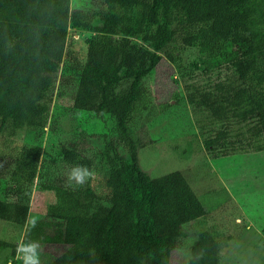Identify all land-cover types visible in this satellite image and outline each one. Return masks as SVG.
Instances as JSON below:
<instances>
[{
    "label": "trees",
    "instance_id": "obj_1",
    "mask_svg": "<svg viewBox=\"0 0 264 264\" xmlns=\"http://www.w3.org/2000/svg\"><path fill=\"white\" fill-rule=\"evenodd\" d=\"M165 59L181 88L156 101L145 82ZM185 100L189 154L200 142L216 161L264 152V0H0V220L58 247L49 264H222L212 226L173 262L186 227L220 205L206 209L183 172L140 164ZM36 189L54 201L31 215ZM6 249L0 264H23L17 243Z\"/></svg>",
    "mask_w": 264,
    "mask_h": 264
},
{
    "label": "rangeland",
    "instance_id": "obj_2",
    "mask_svg": "<svg viewBox=\"0 0 264 264\" xmlns=\"http://www.w3.org/2000/svg\"><path fill=\"white\" fill-rule=\"evenodd\" d=\"M74 36L79 37L77 34ZM88 36L87 33L80 35L83 38ZM186 56L188 60L193 59L192 55ZM175 74V69L165 59L146 80V88L151 91L156 101L170 99L171 93L181 88L175 82ZM181 92L184 93L182 90ZM172 103L176 104L171 111L174 115L170 117L169 111L164 113L171 118L172 125L165 127L168 123L162 116V124L159 123L160 125L151 129L158 140L140 152L141 167L153 178L175 171L183 172L206 209L210 210L212 205H220L213 208L210 221L205 225L199 228L194 225L186 227V247L173 254V262L185 260L189 242L199 231L212 226L218 232L219 238L227 241L222 264H264V152L238 154L230 159L216 161L207 156V150L203 142H200V145L194 146V152L189 154L190 149L188 147L187 150L186 144L193 138L190 134L195 135L198 132L197 116H194L187 100L179 104L177 101ZM177 122L179 126L175 127ZM188 123L189 132L184 134ZM163 127L169 134L164 133ZM64 128L69 129L68 125ZM25 137L28 138V135L16 138L22 140ZM46 142L47 138H44L42 144L45 146ZM175 147L180 149L176 150ZM53 201L54 197L49 192L34 190L29 205L30 214H43L46 206ZM240 231L244 235L241 243L237 241ZM24 234L25 228L13 227L0 220V239L18 244L15 259L22 260L23 264L29 257L35 258L37 264H49L59 256L58 247L47 245L41 248L35 244H24ZM229 237L233 240H229ZM11 253L12 249L0 251V260L5 262L10 259ZM12 263L9 261V264Z\"/></svg>",
    "mask_w": 264,
    "mask_h": 264
},
{
    "label": "clouds",
    "instance_id": "obj_3",
    "mask_svg": "<svg viewBox=\"0 0 264 264\" xmlns=\"http://www.w3.org/2000/svg\"><path fill=\"white\" fill-rule=\"evenodd\" d=\"M78 182H83L86 173L80 172L79 170L75 173ZM25 264H37V260L33 257H29L25 260Z\"/></svg>",
    "mask_w": 264,
    "mask_h": 264
}]
</instances>
